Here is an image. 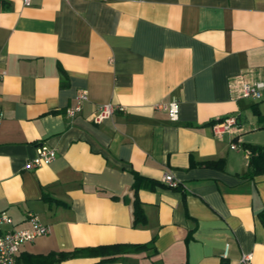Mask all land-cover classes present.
Segmentation results:
<instances>
[{
	"label": "crops",
	"instance_id": "obj_1",
	"mask_svg": "<svg viewBox=\"0 0 264 264\" xmlns=\"http://www.w3.org/2000/svg\"><path fill=\"white\" fill-rule=\"evenodd\" d=\"M0 73L2 231L29 212L51 230L17 260L120 245L141 248L55 264H264V175L242 147L264 146V90L230 91L238 76L264 83V0H0ZM108 103L124 111L91 122ZM227 115L237 128L215 136ZM41 144L55 158L24 170Z\"/></svg>",
	"mask_w": 264,
	"mask_h": 264
},
{
	"label": "built area",
	"instance_id": "obj_2",
	"mask_svg": "<svg viewBox=\"0 0 264 264\" xmlns=\"http://www.w3.org/2000/svg\"><path fill=\"white\" fill-rule=\"evenodd\" d=\"M31 0H23V4L29 5ZM3 78V73H0V81ZM262 90L264 83L250 82L243 76L235 77L230 83V91L235 98H251L253 100L262 99ZM87 100L86 90H80L75 96L73 106L65 110V115L68 118L75 117L81 110L82 104ZM168 114V118L172 122L178 120L179 102L175 99L168 104L162 106ZM123 112L122 106H116L111 103L99 106L97 110L89 116V120L94 124H100L104 120L109 119L115 111ZM4 117L3 111L0 109V122ZM238 119L236 115H227L218 118L212 124L213 134L221 136L225 133H233L237 128ZM236 148L234 144L230 146ZM56 155L55 148L46 145H38L35 149V155L28 160L24 165V170H34L41 166L49 164ZM170 188H177L178 183L173 179L171 174H165L162 178ZM28 227L23 229H9L2 231L4 225H11L12 219L6 214H0V264H17V256L20 247L25 243L33 242L36 238L48 235L50 227L42 223L33 213H27ZM239 264H251V254H243L239 260Z\"/></svg>",
	"mask_w": 264,
	"mask_h": 264
},
{
	"label": "trees",
	"instance_id": "obj_3",
	"mask_svg": "<svg viewBox=\"0 0 264 264\" xmlns=\"http://www.w3.org/2000/svg\"><path fill=\"white\" fill-rule=\"evenodd\" d=\"M243 149L248 154V175L250 177H255L259 175H264V146L243 144ZM207 166L217 167V162H205ZM143 179L137 178L134 184L135 190H137L143 183ZM135 221L143 222L144 217L141 208L138 204L134 207ZM261 221L264 222V214L261 215ZM134 250L141 248L136 246L121 247L120 245L99 247V248H82L76 249L70 252H58L49 253L47 255H28L17 260V264H55L64 259L74 257V256H95L100 254L112 255L117 253L119 250Z\"/></svg>",
	"mask_w": 264,
	"mask_h": 264
}]
</instances>
